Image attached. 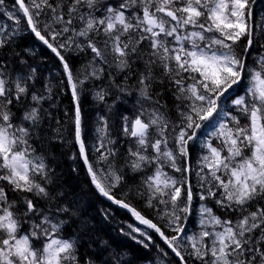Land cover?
<instances>
[{"label":"snow or ice","instance_id":"snow-or-ice-1","mask_svg":"<svg viewBox=\"0 0 264 264\" xmlns=\"http://www.w3.org/2000/svg\"><path fill=\"white\" fill-rule=\"evenodd\" d=\"M0 264H264V0H0Z\"/></svg>","mask_w":264,"mask_h":264},{"label":"trees","instance_id":"trees-1","mask_svg":"<svg viewBox=\"0 0 264 264\" xmlns=\"http://www.w3.org/2000/svg\"><path fill=\"white\" fill-rule=\"evenodd\" d=\"M261 6H258L257 11L260 10ZM51 54L48 53L46 50L41 49L37 53V63L46 64V68H52L53 64L51 60L45 62L42 57L50 56ZM57 103L59 105V114L61 118L65 122V127L71 129V124L68 118L63 117V111L67 109L69 111V117L71 116L72 112V103L70 95H61L57 99ZM82 112L85 116L86 121V128L85 132L88 137H93L95 135L94 128H95V104L89 97L88 99L82 102ZM92 141L89 140V144ZM59 154V153H58ZM198 157V150H193L192 159H193V166L195 167V161ZM61 168L63 172L67 175L68 182L72 184L74 188L84 187L87 190V176L84 171V166L82 162L80 163L79 172L73 173L71 172L72 161L68 160L66 156L61 158ZM136 203V201H133ZM110 205V202L103 200V198H92L90 204L88 205V212L90 215L94 216V222L96 224L97 229L100 231L102 235H111L113 237L117 236L115 231L116 228L119 227V224L123 221H128L130 219V215L126 212V210L120 209L115 205ZM142 206V205H139ZM101 209H108L110 212V216L108 220L103 218L101 214ZM120 241L124 244L129 245L131 248L135 250L136 246L132 244L131 241L127 240L124 237L119 238ZM137 255H140L139 252H136Z\"/></svg>","mask_w":264,"mask_h":264}]
</instances>
